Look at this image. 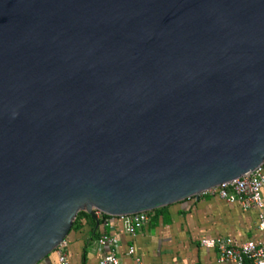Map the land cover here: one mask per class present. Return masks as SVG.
Listing matches in <instances>:
<instances>
[{"label":"water","instance_id":"water-1","mask_svg":"<svg viewBox=\"0 0 264 264\" xmlns=\"http://www.w3.org/2000/svg\"><path fill=\"white\" fill-rule=\"evenodd\" d=\"M262 165L264 0H0V264Z\"/></svg>","mask_w":264,"mask_h":264},{"label":"crops","instance_id":"crops-1","mask_svg":"<svg viewBox=\"0 0 264 264\" xmlns=\"http://www.w3.org/2000/svg\"><path fill=\"white\" fill-rule=\"evenodd\" d=\"M264 202V188L262 189ZM89 215V214H88ZM90 216V215H89ZM80 215L75 229L67 237L70 264H99L96 241L103 234L117 236L122 264H231L220 262L214 249L200 246L202 239L229 238L235 246L263 239L258 228V211L244 210L238 203H227L216 196L189 199L160 208L135 236L125 234L122 221L114 219L107 226L97 217ZM135 248V255L128 249ZM39 264H57L51 254Z\"/></svg>","mask_w":264,"mask_h":264},{"label":"built area","instance_id":"built-area-1","mask_svg":"<svg viewBox=\"0 0 264 264\" xmlns=\"http://www.w3.org/2000/svg\"><path fill=\"white\" fill-rule=\"evenodd\" d=\"M264 188V165L243 175L232 182L202 191L199 197L216 196L227 203H238L244 210L253 208L258 211V228L262 232L263 239L259 243L248 241L235 246L229 238L202 239L200 246L214 249L219 255L220 262L231 264H264V202L262 189ZM101 217L104 225H108L114 219L122 221L123 230L129 236H135L149 221V212H141L130 216L113 217L96 212ZM105 216V217H104ZM96 245L100 251L99 264H122L120 254V243L115 235L103 234ZM68 241H62L54 253L57 264H70L68 254ZM128 255H135V248L130 246ZM137 264H142L140 258L136 257Z\"/></svg>","mask_w":264,"mask_h":264},{"label":"trees","instance_id":"trees-1","mask_svg":"<svg viewBox=\"0 0 264 264\" xmlns=\"http://www.w3.org/2000/svg\"><path fill=\"white\" fill-rule=\"evenodd\" d=\"M80 215H85V216L90 217L87 213H85V212H80V213L77 215L76 218H78V216H80ZM104 217H105V216H104ZM75 222H76V220H75L74 223H73V226H72L71 232L75 229ZM71 232H70V233H71ZM52 254H54V252H53Z\"/></svg>","mask_w":264,"mask_h":264},{"label":"rangeland","instance_id":"rangeland-1","mask_svg":"<svg viewBox=\"0 0 264 264\" xmlns=\"http://www.w3.org/2000/svg\"><path fill=\"white\" fill-rule=\"evenodd\" d=\"M155 211H156V210H155ZM155 211L149 212V216H150L152 213H154Z\"/></svg>","mask_w":264,"mask_h":264}]
</instances>
